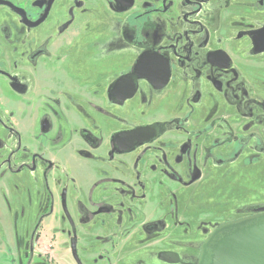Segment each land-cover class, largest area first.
Masks as SVG:
<instances>
[{
  "label": "flooded vegetation",
  "instance_id": "flooded-vegetation-1",
  "mask_svg": "<svg viewBox=\"0 0 264 264\" xmlns=\"http://www.w3.org/2000/svg\"><path fill=\"white\" fill-rule=\"evenodd\" d=\"M261 37L264 0H0V264H200L206 243L264 225L262 192L196 246L169 230L181 183L264 171ZM238 77L237 129L200 96Z\"/></svg>",
  "mask_w": 264,
  "mask_h": 264
},
{
  "label": "rangeland",
  "instance_id": "rangeland-1",
  "mask_svg": "<svg viewBox=\"0 0 264 264\" xmlns=\"http://www.w3.org/2000/svg\"><path fill=\"white\" fill-rule=\"evenodd\" d=\"M122 46V44H121ZM126 48V46H124ZM122 49L123 46L121 47ZM250 80L259 81L257 77V71H264V67L259 64V69L251 68ZM254 74V76L252 75ZM233 84L229 83L228 79L223 80L221 89H210L208 91L201 88L203 93L202 99L211 92V102H215V113L218 116L224 115V118L231 119L233 114L232 110L239 109L240 102L242 101V89L244 88V80L242 77H238L233 80ZM256 89V88H255ZM166 91V90H165ZM169 92V91H166ZM200 94V95H201ZM199 100V98H198ZM168 115V113H166ZM165 115V116H166ZM234 119L235 128H239L241 125L240 120ZM140 120L137 124H140ZM219 136V135H218ZM241 163L235 164L233 171H227V166L217 169L216 175L213 176L210 172H204L198 176H195L198 181L195 182V178L189 181L181 183V203L179 205L178 212L171 215L172 223H169V230L173 232V236H176L177 232H181V245H174L175 247L185 248L196 246L198 242H201L212 230L219 227L221 224L231 221L235 218H240L244 215L246 207L244 204L250 203L249 201L259 198L260 194L264 192V187L258 182L262 179L264 171L258 165H255V171H243L240 170ZM240 167V168H239ZM194 183V184H193ZM191 184V185H188ZM193 184V185H192ZM67 180L62 176L58 177V198L62 189H65ZM102 197H108L104 195ZM70 203L68 205L71 210L75 212L76 201L73 195L69 197ZM59 218H61V205L59 203ZM79 208V207H78ZM114 208V207H113ZM100 220V219H98ZM102 220V219H101ZM88 229L97 230V222H91ZM45 240H42V244H45ZM65 243V240H64ZM194 245H192V244ZM63 252V254H66ZM39 261H36L37 263ZM158 263L152 255L148 256L143 263ZM61 264H67L64 261Z\"/></svg>",
  "mask_w": 264,
  "mask_h": 264
},
{
  "label": "water",
  "instance_id": "water-1",
  "mask_svg": "<svg viewBox=\"0 0 264 264\" xmlns=\"http://www.w3.org/2000/svg\"><path fill=\"white\" fill-rule=\"evenodd\" d=\"M133 74L137 75L135 69ZM121 81H117L111 94L116 95ZM133 91V85L130 87L128 94ZM129 96L125 95V98ZM154 131L148 127L138 128L132 132L119 133L115 136V140L129 136L133 142H144L147 137H151ZM242 224L231 227H223L216 231L228 232L234 228L242 227ZM215 233V234H216ZM209 249L212 255L203 254L200 264H264V225H255L249 230L237 229L235 235L225 236L221 241L214 246L208 243L204 245V250Z\"/></svg>",
  "mask_w": 264,
  "mask_h": 264
},
{
  "label": "snow or ice",
  "instance_id": "snow-or-ice-1",
  "mask_svg": "<svg viewBox=\"0 0 264 264\" xmlns=\"http://www.w3.org/2000/svg\"><path fill=\"white\" fill-rule=\"evenodd\" d=\"M258 43L261 45V46H264V37H261L259 40H258ZM151 69H148L146 68L145 71H150Z\"/></svg>",
  "mask_w": 264,
  "mask_h": 264
}]
</instances>
